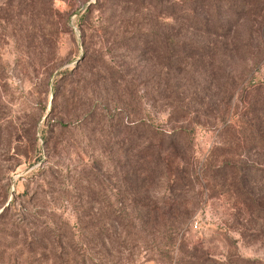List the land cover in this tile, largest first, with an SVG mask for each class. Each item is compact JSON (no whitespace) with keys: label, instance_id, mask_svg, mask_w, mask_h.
Here are the masks:
<instances>
[{"label":"rangeland","instance_id":"obj_1","mask_svg":"<svg viewBox=\"0 0 264 264\" xmlns=\"http://www.w3.org/2000/svg\"><path fill=\"white\" fill-rule=\"evenodd\" d=\"M191 1L0 0V264H264V9Z\"/></svg>","mask_w":264,"mask_h":264},{"label":"trees","instance_id":"obj_2","mask_svg":"<svg viewBox=\"0 0 264 264\" xmlns=\"http://www.w3.org/2000/svg\"><path fill=\"white\" fill-rule=\"evenodd\" d=\"M262 3L264 0H193L185 6L189 7V11L183 9V12L188 23L197 31L226 38L231 37L235 29L246 22L254 28L256 17L260 14L259 6L264 9ZM251 104H247V108ZM258 127L257 124L249 125L252 136L256 138L263 132L257 130Z\"/></svg>","mask_w":264,"mask_h":264}]
</instances>
